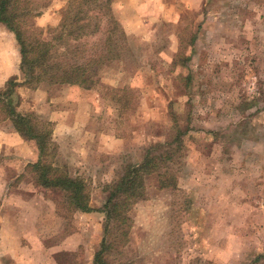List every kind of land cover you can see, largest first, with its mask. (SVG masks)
Returning a JSON list of instances; mask_svg holds the SVG:
<instances>
[{
	"label": "rangeland",
	"instance_id": "374dc122",
	"mask_svg": "<svg viewBox=\"0 0 264 264\" xmlns=\"http://www.w3.org/2000/svg\"><path fill=\"white\" fill-rule=\"evenodd\" d=\"M69 1L20 4L51 39ZM113 11L128 39L92 88L43 82L15 94L19 111L52 122L56 162L84 179L97 210L75 213L62 191L39 186L25 166L38 159L34 141L0 123V264H93L106 187L178 129V188L151 175L106 260L264 264V0H116ZM6 33L1 55H18L20 77Z\"/></svg>",
	"mask_w": 264,
	"mask_h": 264
},
{
	"label": "trees",
	"instance_id": "16d2710c",
	"mask_svg": "<svg viewBox=\"0 0 264 264\" xmlns=\"http://www.w3.org/2000/svg\"><path fill=\"white\" fill-rule=\"evenodd\" d=\"M115 1L70 0L59 26L53 29V36L45 39L38 29L33 33L27 24L26 18L32 13L20 0H0V24L15 35L20 46L22 73L20 77H10L6 86L0 87V123L10 122L23 137L34 141L38 159L28 162L26 168L34 173L39 186L62 191L63 204L75 213L97 210L91 205L89 187L82 177L56 162L52 122L42 120L35 112L19 111L16 88L21 85L36 88L43 82L92 88L97 83L98 70L106 61L120 56L128 39L113 11ZM185 133L178 129L166 148H150L141 162L126 164L119 178L106 187L105 202L98 209L105 215L104 233L93 264H109L106 256L119 236H127L129 210L146 197L147 179L151 175L158 176L161 188H178L174 166L180 160L178 153L183 149ZM61 204L60 201L58 205Z\"/></svg>",
	"mask_w": 264,
	"mask_h": 264
},
{
	"label": "crops",
	"instance_id": "0c3cea01",
	"mask_svg": "<svg viewBox=\"0 0 264 264\" xmlns=\"http://www.w3.org/2000/svg\"><path fill=\"white\" fill-rule=\"evenodd\" d=\"M127 1L130 2V0H124L125 3H127ZM140 2L141 1H139V3ZM53 8H55V7H53ZM53 8L51 7L50 10L52 11ZM7 31H8L7 28L4 25L0 24V35L4 39H8L6 36ZM8 41H9V39H8ZM10 43L13 44V41L10 40ZM1 54H3V52L0 51V81L3 82L5 80L9 79L11 76H13L14 73H16V69L14 68L16 66V64L14 62H15L16 58H18V55L14 52L9 53L10 55H8V53H6L5 56L2 58ZM15 240H17V237H15ZM17 248H18V246H17Z\"/></svg>",
	"mask_w": 264,
	"mask_h": 264
}]
</instances>
